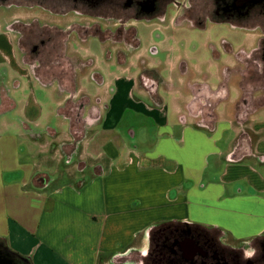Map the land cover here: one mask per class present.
I'll list each match as a JSON object with an SVG mask.
<instances>
[{"label":"crops","instance_id":"0c3cea01","mask_svg":"<svg viewBox=\"0 0 264 264\" xmlns=\"http://www.w3.org/2000/svg\"><path fill=\"white\" fill-rule=\"evenodd\" d=\"M255 36L258 39L260 34ZM133 66H117V71L102 79L95 95L101 107L93 123L97 128L83 140L87 162L78 168L75 177L65 178L55 164L42 160L45 149L34 153L20 149L23 141L33 147L43 129L31 127L33 122L24 117H0V243L30 264H137L138 254L144 256L148 251L151 230L167 223L214 230L223 241L256 248L264 241V176L243 164L247 160L264 166V130L254 133L249 124L256 111L233 113L230 120L237 137L227 152L207 154L224 162L229 175L235 172L238 177L224 179L225 172L222 179L213 178L203 186L202 171L190 169L176 153L187 152L188 134L196 137L206 131L219 133L214 109L212 123L208 118L199 125V118H186L179 106L185 93L175 89L173 80L168 79L165 91L173 96L169 103L171 113L177 117V122L171 123L158 90L159 100L155 101L146 90L137 89ZM20 74L31 85L37 84L52 94V87L45 88L30 77L18 59L12 34L0 24V115L16 109L12 92L23 87L17 76ZM202 86L210 91L206 84L189 88H194L197 95ZM28 87L31 90L30 84ZM236 89L238 103L242 92ZM52 98L57 111L60 98L53 94ZM194 100L203 102L198 97L185 102ZM128 111L133 115L128 117ZM133 123L142 129L154 128L160 140L165 137L162 147L161 141H155L148 150L130 149L120 130ZM240 131L244 138L238 144ZM129 135L134 137L132 132ZM43 163L53 165L55 179L41 172ZM240 172L256 177L247 181L249 176ZM241 177L256 192L245 193L238 187L229 193L225 185L241 182Z\"/></svg>","mask_w":264,"mask_h":264},{"label":"rangeland","instance_id":"374dc122","mask_svg":"<svg viewBox=\"0 0 264 264\" xmlns=\"http://www.w3.org/2000/svg\"><path fill=\"white\" fill-rule=\"evenodd\" d=\"M210 11L209 0H190V4L187 7L179 8L178 6L173 7L170 5L161 16L150 20L131 21L128 19L129 16L125 15L124 26H121V23H117L115 20L87 19L88 23L98 25L103 31L99 35L106 40L103 48L105 50L109 49L112 55L111 61L108 62L104 57L101 42L97 37L90 36L87 38L86 43H82V39H76L73 34H71L70 42L65 47L61 40L55 39L53 44H47L35 56L32 55L30 46H32L31 44L38 37L54 35L56 27L64 29V27L73 21L74 17L68 15V17L60 19L51 13L42 11L36 7H29L26 4L19 6L7 4L0 7V24L3 29H6L12 21H18V25L15 28L23 38L18 40V37L13 33L12 39L20 62L24 60L33 63L36 61L37 64L39 63L38 65L45 67V70L41 69L43 72L46 71L45 73L48 72L50 75L55 73L59 77H64L63 80L67 84L68 80L70 81L72 78H75L74 84L76 85L75 88H77L76 95L72 97V103H65L67 97L59 94L55 85L52 86V94L55 98H60L59 104L64 110V114L67 115V118H70L68 121V119L64 120L55 117L57 105L49 89L50 93L37 84L33 85L34 83H32L31 85L29 79L25 78L24 75H17L23 87L12 92L13 99L17 102L16 109L8 111L0 115V117L5 116L7 119L15 116L24 117L28 121L33 122L31 127L43 129L34 140L37 144L35 143L33 147L29 148V145H25L23 141V144L20 142V149H31L32 153L45 149V152L41 154V159L55 164L57 170H59V174H63L65 178H71L75 177L78 168H81L87 162L82 149L84 145L83 140L86 136L90 137L95 133L97 127L94 128L93 123L98 119V114L101 111L100 104L97 103L98 100L95 96L100 86L90 78L88 70H85L84 73L80 72L77 60L91 59L95 69L101 78L104 79L109 74L117 71L114 59L116 53L118 52L120 57L125 56V65H134L131 68L137 73V89L149 91V89H153L151 85L160 84L157 86L158 93L165 102L163 106L167 107V116L171 123H176L177 117L171 113V103L169 102L173 96L168 91H165L168 87V84L164 83L165 81L172 79L173 87L181 89L185 93L183 103H179V106L183 108L181 109L183 110L182 114L193 121L195 117L188 112L187 106L189 103L185 101L186 99L187 102L191 101L196 97V94L194 88L189 87L206 84L210 91L216 90L220 83L221 68L223 66H231L233 68H231L232 71L229 77L230 84L228 83L229 85L227 86L228 98L226 101L217 103L214 106V112L218 117L217 128L219 129V133L212 135L206 131L204 135H197L196 137L194 134H188L185 143L187 152L178 151V153H175L182 162H186L185 164L190 169L202 171L199 172L202 174L200 184L203 186L207 185L213 178L222 179L225 172L227 178L224 179L237 178L238 174L235 172H230L229 175L224 162H220L215 156H208L207 154L218 151L227 152L228 147L235 140V137H237V135L235 136V130H233L235 126L231 123L230 119L233 113L240 114L244 111V106L240 103L242 99L241 95L238 103H235L238 96L235 84L237 83L246 89L250 87L253 89L259 86L261 75H257L258 73L260 74L262 66L258 62H256L257 64L252 63V69L247 72L249 73L248 78L246 66L242 63L244 57L241 56L238 59L240 61H233L230 56L224 53L222 49L223 45L221 44L226 42L234 51L246 50L249 52L257 44V37L255 35L259 33L258 31H252V34L248 33L234 27L230 23L211 22L207 17H204ZM177 15H180L178 16L180 20L176 19ZM257 23L260 24L261 20ZM247 27L250 28V26ZM130 28L135 29L133 31L136 32L138 40V46L134 51L132 45L135 41H132V36L129 37V34L133 32L128 30ZM123 41L126 43L122 44ZM213 51H216L217 55H214ZM59 57H61V60ZM66 57L72 59L66 61ZM215 57L217 58L215 59ZM38 74L36 76L40 77L39 79L43 81L42 76L46 77V75L43 73L41 76L42 72H38ZM45 80L50 82L52 79L46 78ZM32 81L34 82V80ZM28 84L32 87V92ZM81 87L84 89V92L81 91ZM188 88L189 90L185 91ZM200 89L204 88L200 87ZM252 97L254 100L260 98L259 101L261 102L253 104L264 105V91L253 92ZM205 99L211 101L213 97H205ZM204 101L202 103H195L193 101V103L200 108L206 105ZM80 104H84V107L79 111L77 108ZM208 104L210 107H206L213 113L214 104L211 102H208ZM75 113L77 115L80 114L79 121L81 123L75 122ZM127 114L129 117L133 115V112L128 111ZM202 123L198 124L201 125ZM249 124L254 133H257L259 130L263 131L264 110H256L250 116ZM245 127L248 128V125H245ZM120 132H123L130 149L148 150L149 144L155 141H161V147L164 144L163 140L165 137H162L164 139L160 140L152 127L142 129L137 123H133L130 127L129 125L123 126ZM131 132L134 133V137L129 135ZM206 137H210V139L207 140ZM221 160H224L223 157ZM249 162L246 160L243 164L251 165L259 174L264 176V166H257L255 162ZM41 172L45 174L46 178L51 180L55 179L57 175L53 169V165L44 163L42 164ZM240 174L242 176L246 175V177L249 176L247 177V181L249 178L255 179L256 177L253 174L247 175L245 172H240ZM64 177H60L62 182H65ZM241 178H243L241 182H232L225 185L229 193L234 192L238 187H241L245 193L253 190L251 187L245 185V177ZM87 179L85 178V180ZM213 189L217 191L219 188L214 187ZM257 192L261 191L257 190Z\"/></svg>","mask_w":264,"mask_h":264},{"label":"flooded vegetation","instance_id":"af4514ba","mask_svg":"<svg viewBox=\"0 0 264 264\" xmlns=\"http://www.w3.org/2000/svg\"><path fill=\"white\" fill-rule=\"evenodd\" d=\"M222 2L223 3L220 4V0H209L211 11L204 17H207L211 22L214 23H230L234 27L242 29L248 33L252 31H258V33L260 34V37L257 39V46L255 45V47L250 49L249 52H247L246 50L234 51L232 48V52H228L227 48L231 46L226 42H223L221 44L223 45L222 49L224 53L230 56L233 61L238 60L236 58V53H240V56L244 57L242 63H244V66H246L247 77L249 76V73L247 72L252 69V63L254 64L258 62L262 66L260 74L256 71L258 73L257 76L261 75L259 78V86L254 87L256 89H251V87L249 89L247 88V93L241 94L242 99L240 103H242L244 106V111H242L241 113L244 112L250 114L258 109L264 108V105L262 104H253L261 103L259 101L260 98H256L254 100L252 97L253 92L259 90L264 91V0L262 3L256 4L255 6L250 8L246 14L245 10L238 12L231 8V3L233 2V0H223ZM7 4L12 6L13 4L18 6L26 4L29 7H36L37 9H40L42 11L51 13L60 19L68 17V15H72L74 17L73 21L69 25L64 27V29H62L61 27H56L57 29L55 30L54 35L38 37L36 41L31 44L32 46H30V52L32 55L35 56V54L38 53L39 50H41L47 44H53L55 39L61 40L62 44L65 47L66 44L70 42L69 39L71 34H73L76 39H82V43H86L87 38L90 36L97 37L101 42L105 59L110 62L112 59L111 52L109 49L105 50L103 48L106 40L99 36L101 32L103 33V31L98 27V25L88 23L87 19L92 20V18H96L100 20H115L117 21V23H121V26H124L125 15H128V19H130L131 21L150 20L155 17L161 16L162 13L170 5L173 7L178 6L179 8L185 6L187 7V5L190 4V0L179 2L177 0H0V7ZM178 16L180 15H177L176 19L180 20V17ZM260 20L261 23H257ZM81 21H83V23H81ZM16 25H18V21H12L11 23H9L6 29L11 34L15 33V35L18 37V40H21L23 36L16 30ZM243 25L250 26V30L247 31L246 29L242 28ZM131 28L128 29L131 30L130 32L135 30ZM134 32L135 31L130 33L129 37H133ZM124 43L126 42L123 41L122 44ZM213 54L217 55V52L213 51ZM59 58L61 60V57ZM216 58L217 57H215V59ZM70 59L72 58L66 57V61ZM114 59L115 65L117 66H123L125 64V56L120 57L118 52L114 56ZM21 62L36 82L37 80L34 78V76H36L38 72H42L41 76L43 75V73L44 75H46V77L42 76V79L45 80L46 78H51L52 80L50 81V84L52 86L55 85L58 92L70 91L72 90L71 88L76 87V85L74 84L75 78H72L70 81L68 80L67 84V82L63 80L64 77H59L58 75H55V73L53 75H50L48 72L45 73L46 71L43 72L41 69L45 70V67L38 65L39 63L37 64L36 61L30 63L23 60ZM93 64L94 63L91 59L77 60V65L80 69V72L84 73L85 70H88L90 78L100 86L102 83V78ZM58 65H60V63H58ZM231 68L233 67L223 66L220 70V83L218 88L225 90V92L211 93L210 91H208L206 86H202L204 89H198L200 90V92L197 93L196 97L205 100L204 103H206V105H203V107L199 108L194 103L188 104L187 110L190 115L199 118L200 121L203 122V124L208 122L206 121L208 120V118L210 120L208 123H212V120L214 118L212 111H210V109L208 108L210 107V105H207V103L211 102L216 105L217 103L223 102L228 98L227 86L230 84L229 77L231 75L230 72L232 71ZM226 69H228L229 72L223 78L222 73ZM262 80L263 82H261ZM159 85L160 84L151 85L153 89L151 88L149 89V91L146 90L148 93H150L151 97H153L155 101L159 100V98L156 96V90H158L157 86ZM235 85L237 86V88H239V85L237 83ZM76 93L77 91L75 93L71 92L68 94H63L64 96H67L65 103H72V97L73 95H76ZM84 97L83 99L87 98ZM205 97H213V100L208 101V99H205ZM194 102L199 103L197 100H194ZM78 106L79 107L77 109L80 111L84 107V104H80ZM74 116V119L77 122L81 123L79 121L80 114L77 115L75 113ZM221 239L222 237L220 236V233L214 230L203 229L194 225L185 223H167L164 225H160L158 227H154L151 230L148 251L144 256L138 254L137 264H264V253L259 251L264 250V241L260 244V246L256 248L252 247L249 244L226 242ZM249 247L256 248L258 250L257 255L252 260H245L243 258V251Z\"/></svg>","mask_w":264,"mask_h":264},{"label":"water","instance_id":"95a60500","mask_svg":"<svg viewBox=\"0 0 264 264\" xmlns=\"http://www.w3.org/2000/svg\"><path fill=\"white\" fill-rule=\"evenodd\" d=\"M223 0H220L222 4ZM263 0H233L231 3V8L235 11H247L255 6L256 4L262 3ZM0 264H30L27 258L18 256L9 250H7L3 244L0 243Z\"/></svg>","mask_w":264,"mask_h":264},{"label":"trees","instance_id":"16d2710c","mask_svg":"<svg viewBox=\"0 0 264 264\" xmlns=\"http://www.w3.org/2000/svg\"><path fill=\"white\" fill-rule=\"evenodd\" d=\"M242 28H244V29H246L247 31H249L250 29H249V27H247V26H242ZM133 41H135L134 42V44L132 45V48L133 49H136L137 48V46H138V40L136 39V34H135V32L133 33ZM227 50H228V52H232V50H231V47H228L227 48ZM241 54L240 53H236V58L237 59H239L241 56H240ZM120 63H121V60H120ZM229 72V70L228 69H226V70H224L223 71V73H222V77L224 78L226 75H227V73ZM34 78L37 80V82L41 85V86H43V87H45V88H48V87H51L52 85L50 84L51 82H48V81H41L40 79H39V77H37V76H34ZM239 87V89L241 90V92L242 93H244V94H246L247 93V89L245 88V87H241L240 85L238 86ZM72 89V88H71ZM77 91V88H73L72 90H70V91H62V92H59L60 94H68V93H75ZM239 115V114H238ZM55 117H57V118H61V119H64V120H66L67 119V115L66 114H64V110L62 109V107L60 106L58 109H57V111H56V113H55ZM71 122V121H70ZM75 122L77 123V121L75 120ZM79 123V122H78ZM77 135V134H76ZM242 138H244V135L241 133V134H239V136H238V138H237V142H238V144L241 142V139ZM17 255V254H16ZM19 256V255H18ZM29 261V260H28Z\"/></svg>","mask_w":264,"mask_h":264},{"label":"clouds","instance_id":"9594fccd","mask_svg":"<svg viewBox=\"0 0 264 264\" xmlns=\"http://www.w3.org/2000/svg\"><path fill=\"white\" fill-rule=\"evenodd\" d=\"M257 251L258 250L256 248L249 247L243 251V258L245 260H252L256 257ZM259 251L264 253V250H259Z\"/></svg>","mask_w":264,"mask_h":264}]
</instances>
